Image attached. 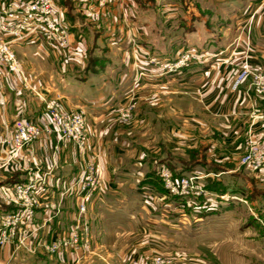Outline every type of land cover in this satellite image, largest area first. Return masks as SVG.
I'll use <instances>...</instances> for the list:
<instances>
[{
    "label": "rangeland",
    "instance_id": "rangeland-1",
    "mask_svg": "<svg viewBox=\"0 0 264 264\" xmlns=\"http://www.w3.org/2000/svg\"><path fill=\"white\" fill-rule=\"evenodd\" d=\"M58 1H62L68 10H74L72 0ZM145 2L153 3L152 14L158 15L153 18L156 23L151 36H148V40L152 39L154 42L153 49H145L143 46V50L138 49V59H146L147 67L138 71V81L133 83L130 96L115 109L111 118L99 124L104 128L100 136L110 135L117 139L122 148L129 149L133 148L130 145H135L134 148L141 150V163L146 160L151 162L149 171L147 170V174H151L147 175L145 185L142 186L147 191L150 190V198L156 204L170 207L159 212L161 218L162 215L170 218V225L162 226L160 222L155 231H144L138 225L132 227V231L135 230L136 233L117 236L110 242L106 241L109 243L99 242L100 246L95 247L90 242V228L83 220L88 211L87 204L93 202L95 195L85 201L75 193L78 200L74 201L78 206L75 225L70 227L69 234L41 242L38 249L43 256H59L57 264H67L65 258L69 260V257L76 254L84 238L83 245L88 256L76 264H130L134 261L142 264H264V164L254 166L253 156H250L253 145L264 144V113L258 109L259 103L264 102V62L256 56V46L259 47L256 43L264 36V0H241V7H237L240 12L235 19H212L213 16H210V25H213L215 32L218 31V36H210L205 32L204 19L197 25L181 29V21L186 22L184 17H190V22L193 23L195 17L201 14L196 5H202V12L207 10L209 5L201 0H186L184 9H180L173 17L168 12L173 6H179L177 0H140L136 11H142ZM217 10L223 16L224 8ZM160 30L164 34L160 35ZM219 36L223 39L220 40ZM190 37H200L204 41L218 39L220 42L216 46L209 45L208 41L197 47V40L192 42ZM103 44L105 45L104 42ZM124 53L119 54V58ZM186 53L191 55V62L187 66L175 68L176 62ZM116 54L118 56L117 52ZM99 56L115 57L107 52H101ZM200 57L203 60L219 58L225 61L223 64L217 63L206 74L204 71L197 73L198 70L206 69L205 66H193L194 60ZM18 62V72H4L2 87L6 76L20 73L19 59ZM168 64L173 66L171 70L165 67ZM151 68L157 74L167 76L169 82H144L143 78L148 77ZM99 69L103 71L102 67ZM31 91L33 92L32 88ZM229 93L239 94L240 101L236 100L238 105H249L242 115L233 114L230 111L232 108L218 110L221 114H216L215 110L221 109ZM216 96L220 97L219 101L214 100ZM35 98L42 103L37 96ZM213 102H216L215 110L210 108ZM76 112L81 111L69 110V113ZM43 115L47 117L45 112ZM96 133L89 128L85 115L84 149L69 140L82 158L81 172L73 182L74 186L78 184L81 174L85 171L88 173L89 170L96 173L102 185L100 159L107 148L104 149L95 142L99 136ZM50 138L60 143L65 142L59 134H52ZM106 152L109 154L111 151ZM247 159L249 162H246ZM89 165H93V169ZM36 167L40 168L34 166ZM165 172L171 174L172 181L177 185L182 179L192 180L203 189L205 197L194 199L192 196H174L166 189L163 177ZM44 174L48 173L42 172L43 187L47 184ZM207 176L213 178L210 179V185L207 183ZM216 184L225 191L210 189V186ZM69 190L70 194L71 185ZM42 193L43 191L32 215L25 217L16 226L14 236L11 228L6 227L4 216L0 219V241L3 240V232L10 235L0 245V249L14 244L16 252L21 254L18 258H12L10 264H33V259H29V254L24 251L29 250L27 236L20 231L25 222L33 220L37 210L42 207ZM209 197L213 200V205L207 207L205 204L209 203ZM15 199L12 188L1 195V201L15 207L14 213H19L22 208L14 204ZM81 206L85 207L84 212L80 210ZM181 215L183 221H179ZM85 228L88 229L87 233L84 232ZM73 232L79 234L80 242L76 247L70 245L68 250L63 245V239H69V244H73ZM54 261L43 259L38 260V263Z\"/></svg>",
    "mask_w": 264,
    "mask_h": 264
},
{
    "label": "crops",
    "instance_id": "crops-1",
    "mask_svg": "<svg viewBox=\"0 0 264 264\" xmlns=\"http://www.w3.org/2000/svg\"><path fill=\"white\" fill-rule=\"evenodd\" d=\"M10 1L17 3V0ZM139 1L118 0L114 4H102L100 0H72L74 10L71 11L62 1L61 3L58 1L61 18L69 28L71 47L68 50H55L47 47L37 37L14 46L21 71L14 76H6L3 83L8 100L6 121L10 125L21 118L46 122V116L43 115L44 106L35 98L32 88L45 98L59 96L65 111L84 112L89 128L99 135L95 142L104 149L107 148L106 151H111L108 154L104 150L100 159L102 185L95 194L93 202L87 204L88 211L83 218L88 229L90 228L89 235L92 238L90 242L95 244V247L100 246L99 242H110L117 236L136 233L135 230V232L132 231V227L138 225L142 226L144 231H155V227L159 226L160 222L162 226L170 225V218L164 215H162L164 218H161L159 215L160 211L170 207L165 204L164 206L156 204L150 198L152 197L150 190L147 191L142 186L145 185L147 175L151 174V172L147 174L151 162L146 160L141 163V150L134 148L135 145H130L133 148L129 149L122 148L117 139L111 138L110 135L100 136L104 128L99 124L111 118L115 109L130 96L134 87L133 83L138 81V71L147 67L146 59H138V49L142 46L149 50L153 49L154 42L152 39L148 40V36H151L156 23L153 18L155 19L158 15L152 14L151 9L154 5L151 2H145L142 11H136ZM177 1L179 6H173L174 8L168 12L172 17L177 15L180 9H184L183 4H187L186 0ZM202 1L211 8L207 7L206 13V11L202 12V5H196V9L201 10H199L201 14L197 15L198 19L195 17V21L191 23L190 17L182 16L186 22L181 21V29L189 28L192 24L197 25L204 19L205 32L210 36H218V31L215 32L210 21L214 17L235 19L239 15L240 10L237 9L241 7V0ZM217 8H224L223 16L219 14ZM210 16H213L212 19H209ZM162 33L163 31L160 30V35ZM219 38L223 39L220 36ZM189 40L192 42L197 40L196 46L199 44L197 47L209 41H204L200 37L198 39L190 37ZM220 40H210L209 45L218 46ZM142 41L145 42L142 43ZM259 43H256L259 45V47L256 46V56L264 62V36ZM101 52L112 53L115 57L100 58ZM123 52H125L124 55L119 58V54ZM224 61L225 59L219 58L203 60L200 57L194 60L193 66H205L207 70H198L197 73L204 71L206 74L217 63ZM100 67L103 71L99 69ZM149 72L148 77L143 78L144 82L151 84L169 82L167 76L157 74L158 72L154 69L151 68ZM219 99L218 96L214 97L215 101ZM225 99L227 101L222 104L221 109H214L216 102L211 103L210 108L217 111L216 114H221L218 110L232 108L230 111L240 116L249 106L238 105L239 103L236 102L240 101V96L236 93H229ZM258 109L264 113V102L259 103ZM81 159L73 144L66 141L60 143L48 137L42 138L32 148L19 152L12 162L8 163L5 156L0 154V219L5 213L16 211L15 207L1 201L2 193L8 192L13 185L25 181L28 172L36 165L42 169V172L48 173L47 184L42 188L43 205L37 210L34 219L25 222L20 231L27 236L29 250L24 251L25 254H29L27 255L29 259H33V264H41L38 260L43 259L55 260L47 264H57L56 259L59 256L56 255L54 258L43 256L38 246L41 242L52 241L69 234L70 227L72 228L76 223L78 206L74 203L77 198L74 196L76 189L73 187V182L77 180L81 172ZM210 179L213 178L207 176L208 185L211 184ZM212 202L211 199L205 205L209 207L213 205ZM183 220L181 215L179 221ZM84 241L82 238V246L75 255L69 257V260L65 258L67 264H76L88 256L84 249ZM32 252L36 255L33 256ZM25 254L23 253V257H26ZM30 254H32L31 257ZM20 255L16 252L14 244H8L0 249V264H10L12 258H18Z\"/></svg>",
    "mask_w": 264,
    "mask_h": 264
},
{
    "label": "built area",
    "instance_id": "built-area-1",
    "mask_svg": "<svg viewBox=\"0 0 264 264\" xmlns=\"http://www.w3.org/2000/svg\"><path fill=\"white\" fill-rule=\"evenodd\" d=\"M117 1L102 0V3L113 4ZM0 36H2L0 38V154L4 155L9 163L16 158L19 152L26 148H32L42 138L46 136L50 138L52 134H59L63 141H73L80 149H84L86 144V139L83 137L85 113L63 111L59 96L47 100L41 93L33 91L35 96L44 103V112L47 114L45 123L21 118L13 126H10L6 121L8 101L1 83L4 72L16 73L19 71V62L14 46L37 37L47 47L55 50H68L71 47L69 28L61 18L57 0H17V3L0 0ZM189 62H191V55L186 53L176 62L175 68L187 66ZM165 67L171 70L173 66L168 64ZM250 154L253 156L254 166L259 167L264 164V144L253 145ZM246 162H249L248 159ZM43 176L47 177L48 174ZM163 177L166 189L171 191L174 196H192L194 199L205 197L203 189L199 185L196 186L192 180L182 179L181 183L177 185L172 181L169 172H165ZM43 181L42 171L36 167L28 172L25 181L11 187L16 198L14 204L22 208L19 213L4 214L5 225L9 229L11 228L13 236L16 226L25 220V217L31 216L33 209L39 204ZM73 187L83 200L88 201L100 189L101 181L93 170H89L88 173L85 171L81 174L78 184ZM209 199L211 200V197ZM80 210L84 212L85 207L81 206ZM87 231L88 229L85 228L84 232L87 233ZM3 234L4 237H2L0 245H3L5 239L10 236L6 235V232ZM72 238L73 244H69V239H63V245L68 250L70 245L76 247L80 242L77 232H73ZM130 264L142 263L134 261Z\"/></svg>",
    "mask_w": 264,
    "mask_h": 264
},
{
    "label": "trees",
    "instance_id": "trees-1",
    "mask_svg": "<svg viewBox=\"0 0 264 264\" xmlns=\"http://www.w3.org/2000/svg\"><path fill=\"white\" fill-rule=\"evenodd\" d=\"M210 189L214 190V191H225L223 189H220V187H218V185H213V186H210Z\"/></svg>",
    "mask_w": 264,
    "mask_h": 264
}]
</instances>
